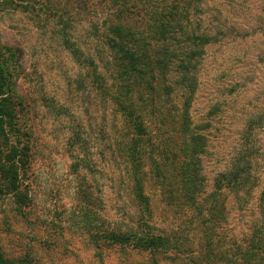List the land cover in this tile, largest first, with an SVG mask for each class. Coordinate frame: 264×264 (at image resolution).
I'll return each mask as SVG.
<instances>
[{"label": "rangeland", "instance_id": "1", "mask_svg": "<svg viewBox=\"0 0 264 264\" xmlns=\"http://www.w3.org/2000/svg\"><path fill=\"white\" fill-rule=\"evenodd\" d=\"M95 4L0 0V44L20 50L14 91L22 102L18 125L29 155L19 180L28 201L19 212L11 198L3 203L0 246L32 264H225L264 228V0H204L203 28L215 41L205 47L190 107L193 125L205 139L199 203L243 150L250 151L257 185L248 197L225 189L221 221L205 228L197 210L165 203L147 169L144 191L153 226L178 232L185 246L152 255L99 250L79 220L84 195L97 216L123 228L135 226L139 214L123 153L130 131L90 69L63 44L68 39L100 68ZM170 77L174 81L175 72ZM175 88L168 105L180 108L183 98ZM210 252L213 258H203Z\"/></svg>", "mask_w": 264, "mask_h": 264}, {"label": "trees", "instance_id": "2", "mask_svg": "<svg viewBox=\"0 0 264 264\" xmlns=\"http://www.w3.org/2000/svg\"><path fill=\"white\" fill-rule=\"evenodd\" d=\"M95 2L100 68L93 57L80 52L68 39L63 38V44L90 69L93 82L115 104L130 131L123 153L139 214L135 226L123 228L101 214L97 216L84 195L79 220L99 250L119 248L150 255L182 250V235L153 226V209L144 191L147 169L162 187L165 203L176 210L181 205L197 210L205 228L221 221L225 189L238 197H248L257 185L250 151L243 150L227 170L218 173L203 202L198 200L204 192L199 154L205 149V139L193 125L190 107L198 88L205 47L215 41L203 28L204 0ZM19 58L18 48L0 44V211L7 199L13 200L14 211L18 212L28 201L19 183L29 156L21 138L24 132L18 125L22 102L14 91ZM102 71L108 73L110 84ZM172 71L176 74L174 81L170 77ZM176 86L183 98L180 108L168 105ZM153 123L158 133L154 132ZM252 238L247 249L229 256L225 264H264V228L261 235L256 230ZM209 255L213 258L212 252L203 254V258ZM0 264L32 263L27 257L11 256L0 246Z\"/></svg>", "mask_w": 264, "mask_h": 264}]
</instances>
